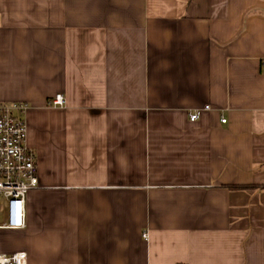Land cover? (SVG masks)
I'll use <instances>...</instances> for the list:
<instances>
[{"label":"crops","instance_id":"1","mask_svg":"<svg viewBox=\"0 0 264 264\" xmlns=\"http://www.w3.org/2000/svg\"><path fill=\"white\" fill-rule=\"evenodd\" d=\"M0 103L40 185L0 255L264 264V0H0Z\"/></svg>","mask_w":264,"mask_h":264},{"label":"built area","instance_id":"2","mask_svg":"<svg viewBox=\"0 0 264 264\" xmlns=\"http://www.w3.org/2000/svg\"><path fill=\"white\" fill-rule=\"evenodd\" d=\"M50 106L62 107L65 99L55 96ZM205 107L203 111L209 110ZM28 105L25 103H0V213L5 205L7 218L3 228H25L27 195L40 187L37 158L26 144L27 126L24 120ZM201 110L190 114L191 122L200 118ZM226 123V120H222ZM147 238V234L143 235ZM0 264H26V254L0 255Z\"/></svg>","mask_w":264,"mask_h":264},{"label":"rangeland","instance_id":"3","mask_svg":"<svg viewBox=\"0 0 264 264\" xmlns=\"http://www.w3.org/2000/svg\"><path fill=\"white\" fill-rule=\"evenodd\" d=\"M1 215L3 216V215H4V213H1Z\"/></svg>","mask_w":264,"mask_h":264}]
</instances>
